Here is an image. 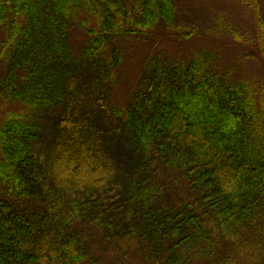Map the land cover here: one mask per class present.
<instances>
[{
	"label": "trees",
	"instance_id": "1",
	"mask_svg": "<svg viewBox=\"0 0 264 264\" xmlns=\"http://www.w3.org/2000/svg\"><path fill=\"white\" fill-rule=\"evenodd\" d=\"M160 29L189 38L176 0H0V100L24 107L0 118V264H95L92 229L160 264L264 252V76L157 51L112 103L121 46Z\"/></svg>",
	"mask_w": 264,
	"mask_h": 264
},
{
	"label": "rangeland",
	"instance_id": "2",
	"mask_svg": "<svg viewBox=\"0 0 264 264\" xmlns=\"http://www.w3.org/2000/svg\"><path fill=\"white\" fill-rule=\"evenodd\" d=\"M254 3L251 7L241 0H176L179 21L184 23V30L190 33L189 38H180L181 34L175 35L160 29L152 36L128 41L121 46L124 54L118 68L120 76L112 93V103L117 106L124 104L147 59L157 51H162L170 60H184L200 51H209L217 55L215 59V56L212 57V70L226 72L234 79L244 78L250 82H258L264 76V0H256ZM259 22L262 23L260 27L257 25ZM235 33L240 36V40L235 37ZM69 40L74 53H78L85 36L73 25ZM118 47L120 48L119 45ZM3 70L1 67L0 78ZM19 109L24 107L18 102L9 101L6 104L0 100V118L8 110ZM175 189L173 191H177V194H172L173 199L185 194L180 185ZM85 233L89 236L87 243L91 246L95 264H160L135 252L131 247L114 245L94 229ZM260 239L264 241V238ZM242 245L229 243L227 250L222 249L221 253L229 264H264V252L256 249L257 245L250 237ZM194 264L215 262L204 258Z\"/></svg>",
	"mask_w": 264,
	"mask_h": 264
}]
</instances>
